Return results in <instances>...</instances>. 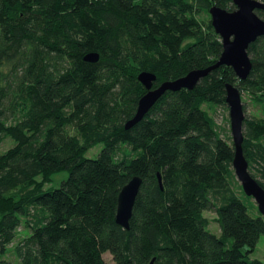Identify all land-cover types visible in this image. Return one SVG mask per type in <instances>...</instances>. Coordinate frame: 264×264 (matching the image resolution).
Instances as JSON below:
<instances>
[{"label": "trees", "instance_id": "16d2710c", "mask_svg": "<svg viewBox=\"0 0 264 264\" xmlns=\"http://www.w3.org/2000/svg\"><path fill=\"white\" fill-rule=\"evenodd\" d=\"M213 5L235 9L232 0H0V145L12 142L0 151V264H108L105 252L113 264H264L251 256L264 217L248 212L257 206L236 181L231 134L210 112L227 105L226 82L264 98V36L248 47L246 79L220 65L124 127L146 92L140 71L155 74L154 88L217 61ZM91 51L95 62L83 59ZM242 133L264 188V118L244 117ZM135 175L125 229L117 196Z\"/></svg>", "mask_w": 264, "mask_h": 264}, {"label": "water", "instance_id": "95a60500", "mask_svg": "<svg viewBox=\"0 0 264 264\" xmlns=\"http://www.w3.org/2000/svg\"><path fill=\"white\" fill-rule=\"evenodd\" d=\"M232 3L235 5L233 10L217 5L209 8L211 24L219 35L222 45L217 61L205 68L192 69L179 78L163 81L154 88L152 85L156 78L155 74L151 71H140L137 79L145 87L146 92L138 99L135 113L125 122V128L137 123L165 91L192 89L202 77L220 65L230 66L237 78L246 79L252 69L248 47L258 37L264 36V20L255 12L256 9H264V3L261 0H232ZM98 58V53L92 51L83 56L85 61L90 62H95ZM224 91L234 149L232 168L243 192L252 197L258 212L264 217V188L249 173L248 162L242 149L245 114L241 92L230 82L224 84ZM157 177L160 183L159 173ZM140 184L141 178L135 175L121 187L118 193L115 222L125 229L129 227V219Z\"/></svg>", "mask_w": 264, "mask_h": 264}, {"label": "rangeland", "instance_id": "374dc122", "mask_svg": "<svg viewBox=\"0 0 264 264\" xmlns=\"http://www.w3.org/2000/svg\"><path fill=\"white\" fill-rule=\"evenodd\" d=\"M249 56L251 58L250 54H249ZM240 92H241V101H242V106H243L245 117L251 118L252 116H256V117L264 118V98L260 102H255L254 98H252V96L249 93H247L245 91H240ZM210 112L214 116L215 121L219 125L224 126L226 129H228V134L230 135L229 115H228L227 105L226 106L225 105L224 106L223 105L217 106L213 111H210ZM230 137H231V135H230ZM11 145H12V142L9 139H6L0 145V151L6 150ZM101 147H102L101 144L95 145L94 147L90 148L86 152V156L95 157L97 155V153L99 152V150L101 149ZM65 177H66V173L56 176L52 180L50 185L58 186L60 184L61 178H65ZM236 181L239 183V181L237 179H236ZM251 201L254 202L253 199H251ZM248 212L250 214L254 215V214H256L255 212H257V209H256V211L254 210V212L251 211L250 209H248ZM204 214L209 219L208 229L211 232L218 234L220 232V230H219V226H218L217 222L214 221L215 212L212 210L204 211ZM21 228H23V227H21ZM14 244H15V242H14ZM14 244L12 245V247L14 246ZM251 256L264 261V235L260 236L258 242L256 243V245L254 247V250L251 253ZM2 258L7 259V260H12V261H14L16 259L15 256L13 257L12 251H10V252L8 251L7 254L2 256ZM103 259L108 264H113L112 256L108 252H105L103 254Z\"/></svg>", "mask_w": 264, "mask_h": 264}]
</instances>
